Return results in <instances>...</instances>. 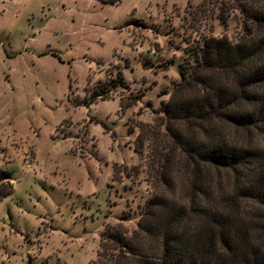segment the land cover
Returning a JSON list of instances; mask_svg holds the SVG:
<instances>
[{"label":"rangeland","instance_id":"rangeland-1","mask_svg":"<svg viewBox=\"0 0 264 264\" xmlns=\"http://www.w3.org/2000/svg\"><path fill=\"white\" fill-rule=\"evenodd\" d=\"M245 24L229 0H0V264H105L106 226L137 229L154 192L174 88Z\"/></svg>","mask_w":264,"mask_h":264},{"label":"trees","instance_id":"trees-1","mask_svg":"<svg viewBox=\"0 0 264 264\" xmlns=\"http://www.w3.org/2000/svg\"><path fill=\"white\" fill-rule=\"evenodd\" d=\"M229 2L247 31L207 38L174 88L154 192L137 229L106 226L105 264H264V0ZM13 189L0 183V201Z\"/></svg>","mask_w":264,"mask_h":264}]
</instances>
